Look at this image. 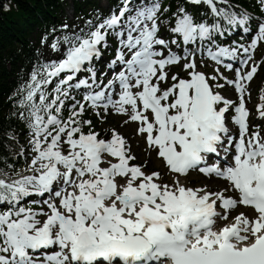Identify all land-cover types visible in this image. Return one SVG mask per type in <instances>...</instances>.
I'll use <instances>...</instances> for the list:
<instances>
[{
	"label": "snow or ice",
	"instance_id": "6c2138e0",
	"mask_svg": "<svg viewBox=\"0 0 264 264\" xmlns=\"http://www.w3.org/2000/svg\"><path fill=\"white\" fill-rule=\"evenodd\" d=\"M256 5L259 16L239 0H118L41 37L9 98L28 138L26 166L0 167V264H264ZM89 114L135 124L146 159ZM153 154L162 167L149 171ZM192 172L217 183L192 185Z\"/></svg>",
	"mask_w": 264,
	"mask_h": 264
},
{
	"label": "trees",
	"instance_id": "16d2710c",
	"mask_svg": "<svg viewBox=\"0 0 264 264\" xmlns=\"http://www.w3.org/2000/svg\"><path fill=\"white\" fill-rule=\"evenodd\" d=\"M75 9L87 12L95 0H73ZM68 0H0V167L5 162L23 168L17 156L21 138L27 129L11 113L13 100L9 98L27 79L41 49V37L53 27L63 24V10ZM240 6L257 9L253 0H239ZM258 11V10H257ZM14 132L17 141H10L6 133Z\"/></svg>",
	"mask_w": 264,
	"mask_h": 264
},
{
	"label": "rangeland",
	"instance_id": "374dc122",
	"mask_svg": "<svg viewBox=\"0 0 264 264\" xmlns=\"http://www.w3.org/2000/svg\"><path fill=\"white\" fill-rule=\"evenodd\" d=\"M107 0H104L102 3L105 4ZM257 59L259 60V50L257 51ZM263 79L260 77V75H258L257 77H255V80L254 82L252 83V90L255 91L254 93H252V96H251V102L249 103V107L252 109L253 111V115H254V118L256 117L255 115V105L258 103V92L260 91V87H261V84H263ZM131 132H129L128 130ZM123 132H125L127 135H131L132 136V141H134V143H137V141L139 140V138H133L134 137V130L132 129V127L130 126H127V127H124L121 129ZM140 141V144L139 146H134L135 149H136V152L138 153V150H140L141 153H144L143 151V148H144V144H143V141L142 140H139ZM27 142V139L26 141ZM144 157L146 158L145 156V153H144ZM156 165L158 168H161L162 165L156 161ZM189 182L192 184V185H198V184H210L211 182L209 181H203V182H197V183H193L191 180H189Z\"/></svg>",
	"mask_w": 264,
	"mask_h": 264
}]
</instances>
